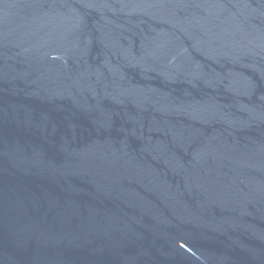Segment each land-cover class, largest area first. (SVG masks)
<instances>
[{
    "label": "water",
    "instance_id": "1",
    "mask_svg": "<svg viewBox=\"0 0 264 264\" xmlns=\"http://www.w3.org/2000/svg\"><path fill=\"white\" fill-rule=\"evenodd\" d=\"M0 264H264V0H0Z\"/></svg>",
    "mask_w": 264,
    "mask_h": 264
}]
</instances>
